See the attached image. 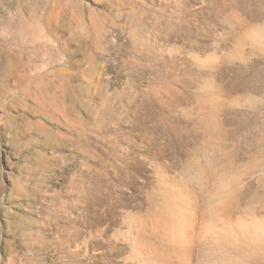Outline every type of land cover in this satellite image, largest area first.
Masks as SVG:
<instances>
[{
    "label": "rangeland",
    "instance_id": "rangeland-1",
    "mask_svg": "<svg viewBox=\"0 0 264 264\" xmlns=\"http://www.w3.org/2000/svg\"><path fill=\"white\" fill-rule=\"evenodd\" d=\"M0 264H264V0H0Z\"/></svg>",
    "mask_w": 264,
    "mask_h": 264
},
{
    "label": "bare ground",
    "instance_id": "bare-ground-1",
    "mask_svg": "<svg viewBox=\"0 0 264 264\" xmlns=\"http://www.w3.org/2000/svg\"><path fill=\"white\" fill-rule=\"evenodd\" d=\"M48 21V20H47Z\"/></svg>",
    "mask_w": 264,
    "mask_h": 264
}]
</instances>
